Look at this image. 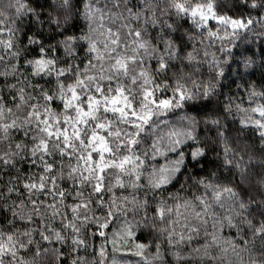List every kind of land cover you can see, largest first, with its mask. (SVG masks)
<instances>
[{
	"label": "snow or ice",
	"instance_id": "6c2138e0",
	"mask_svg": "<svg viewBox=\"0 0 264 264\" xmlns=\"http://www.w3.org/2000/svg\"><path fill=\"white\" fill-rule=\"evenodd\" d=\"M0 264H264V0H0Z\"/></svg>",
	"mask_w": 264,
	"mask_h": 264
}]
</instances>
